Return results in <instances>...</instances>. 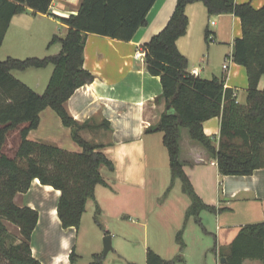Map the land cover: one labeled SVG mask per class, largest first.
<instances>
[{"label":"trees","instance_id":"obj_1","mask_svg":"<svg viewBox=\"0 0 264 264\" xmlns=\"http://www.w3.org/2000/svg\"><path fill=\"white\" fill-rule=\"evenodd\" d=\"M53 0H0V47L12 18L27 8L35 12H50ZM156 0H81L77 14L59 17L69 28L64 37L54 35L49 46L60 42L61 50L55 55L18 59L8 57L0 61V254L8 264H42L32 252V234L39 219L37 210L18 206L14 198L27 192L34 179L52 185L61 191L58 215L64 227L81 225L89 199H96V186L108 185L101 168L114 169L113 162L98 149L100 144L84 139L79 131L87 126L80 124L68 112L66 101L85 84L94 81V74L84 66L85 46L90 33L130 41L141 26ZM203 2L211 15L234 13L242 22V36L234 43L233 59L246 68L249 77L246 104L238 102L233 89L225 87L219 77L204 79L188 70L189 60L181 53L177 40L187 33L188 4ZM209 31H206V38ZM148 71L161 79L163 93L156 99L171 105L163 112L157 125L147 131L163 132L172 171L171 184L177 179L191 199L183 228L177 240L185 247L183 233L190 217L204 229L201 213L204 210H221L205 203L196 192L181 160V131L187 128L191 137L200 142L217 159L223 175H250L264 167V89L259 82L264 75V5L236 0H177L175 9L162 31L155 34L144 46ZM53 65L49 83L43 93L12 74V70ZM51 107L66 126L72 128L74 140L81 146L73 151L59 145L28 138L29 132L40 124V113ZM221 116L218 148L204 129V122ZM19 130L21 142L15 156L3 151L8 136ZM96 222L104 228L98 214ZM5 220L18 226L22 236L19 243H8L12 236ZM106 234L109 231L105 230ZM247 258L260 259L264 264V221L242 226L224 264H242ZM75 249L70 254L76 264ZM90 264H105L103 254H94ZM147 264H173L154 250L147 251Z\"/></svg>","mask_w":264,"mask_h":264},{"label":"crops","instance_id":"obj_2","mask_svg":"<svg viewBox=\"0 0 264 264\" xmlns=\"http://www.w3.org/2000/svg\"><path fill=\"white\" fill-rule=\"evenodd\" d=\"M176 2L177 0H156L148 13L147 24L141 26L130 41L94 33L88 35L84 66L94 74L95 79L78 88L65 105L76 121L87 124L85 128L80 129V135L88 141L100 144L101 148L98 150L113 162L114 169L107 166L101 168V174L108 185L96 186V199L87 201L79 228L62 225L58 215L61 191L52 185L43 184L36 178L27 192H20L15 196L14 201L18 206H29L39 213L31 247L33 255L42 264H71L70 254L73 249L77 254L76 264H90L94 254H103L105 230L109 233L111 231L104 220L100 219L104 228L96 220L95 224L86 222L89 221V207L96 201L103 214V200L119 202L122 199L121 189L131 194L125 203L129 202L124 206L136 209L142 207L143 203V200L138 198L141 194L137 191L141 193L148 190L151 181L150 190L157 198L156 205L167 208L168 204H171V212L179 214L178 222L183 211L186 219L191 199L184 193L183 186L182 192L188 199L177 194L180 179L176 180L173 189L166 194L172 179L170 158L168 156L167 160L166 156V160H160L157 157L161 152L166 155L165 150L161 149L163 132L147 131L151 126L158 124L167 109L163 100L156 101L163 93L161 79L148 71L145 59L136 57V52L144 48L145 44L167 25ZM236 2L251 3L256 8L264 5V0ZM80 4L81 0H53L50 12L54 15L35 12L31 8L15 15L6 31L0 51L12 39L14 44L10 46L8 57H20L21 53L26 52L22 34L30 31L42 35L43 46L47 44L48 55L59 53L61 43L49 46V42L54 35L64 37L69 27L55 15L69 17L77 14ZM186 12L189 17L188 30L177 40V46L189 60L188 70L197 69L198 76L204 79L215 76L221 78L225 87L233 89L238 102L246 104L249 77L246 68L232 56L235 40L242 36L240 17L234 13L211 15L203 2L188 4ZM43 21L47 23L46 26ZM206 31H209L208 38ZM228 60V68L225 69L224 64ZM49 66L44 68L49 69ZM51 66L43 84V91L54 69V66ZM22 81L34 88L29 82ZM259 88L264 89V75L260 79ZM36 91L39 92L37 89ZM221 122V116L204 122L205 132L211 136L217 148ZM184 129L187 128H182L180 139L183 168L202 200L217 209L222 208L215 212L204 211L215 214L220 223L215 233V252L220 258L219 264H224L222 259H226L230 254L231 244L242 226L264 221V167L256 169L250 175H223L219 171L217 159L191 137L188 129L185 134ZM28 138L53 143L68 150L82 149L72 136V128L66 126L51 107L41 111L40 124L29 132ZM150 152L153 156L149 155ZM149 169L152 171L151 179L148 177ZM162 195V202H158ZM227 213L239 215L238 223L231 221L232 217H226ZM118 216L121 218L129 215L126 211L119 210ZM84 243H87L85 250L82 249ZM114 253L116 258L126 259L119 249L114 250ZM104 263L109 264L105 256ZM242 264L263 262L260 259L247 258Z\"/></svg>","mask_w":264,"mask_h":264},{"label":"rangeland","instance_id":"obj_3","mask_svg":"<svg viewBox=\"0 0 264 264\" xmlns=\"http://www.w3.org/2000/svg\"><path fill=\"white\" fill-rule=\"evenodd\" d=\"M43 24L46 26L47 23L43 21ZM22 38L25 41L26 52L22 54L21 51V56L17 57L18 59H26L34 56L45 57L48 55L46 49L47 44L46 46H43L44 38L42 35L30 33L29 31L24 32L22 34ZM11 44H14L12 39L8 41L7 44H5V48L0 51V61L6 60L9 56L8 53L10 51V46H12ZM51 68V65L49 66V69L44 67H30L22 71L14 70L12 71V74H14V76L18 79L29 82L34 88L39 90V93H43L45 91H43V84L46 81L47 74L50 72L48 70H51ZM184 132L187 134V129H184ZM20 142V132L19 130H16L8 136L3 151L10 156H15ZM161 146V149L163 148V151L165 150L166 155L164 156L161 152L157 155V157L160 160H166L167 156L168 160V149L163 142L161 143ZM149 155L153 156V153L150 152ZM170 175L172 176L171 169ZM148 177L149 179L152 178L151 169L148 170ZM170 184L171 183L169 182V185ZM181 186H183V183L180 179L178 180V189L176 192L179 196L187 198V196L182 192ZM148 187L149 189L145 192L143 191L140 193V191H137L138 194H141L138 198H141L143 203L142 207H137L136 209H130L127 205L124 206L129 202L125 203L131 194L129 195V193L123 189L120 191L122 194V199L119 200L120 203L103 200L105 211L103 214L100 212L98 216L101 221L104 220V222L108 225L107 227L111 231L109 234L112 235L113 244V250L105 256L107 257L108 263L147 264V251L151 249L160 254L164 259L173 261V264H219L220 258L215 252V233L220 223L217 221L215 214L208 211H203L201 213L205 229L196 222L195 218H191L183 233L186 247L181 249L177 240V235L184 226L185 212H182L180 215L181 220L178 222L177 219L179 214L171 212V204H168L167 208L156 205L157 198L154 197V192L152 193L150 190L151 181L149 182ZM163 198L164 195L161 196V199H158V202H162ZM97 206L98 203L96 201L90 205L88 211L89 221L86 220L88 224H95L94 221L97 216ZM119 210L122 212L126 211L129 216H123L120 218L118 216ZM225 216L232 217L233 219L231 221H236L237 223L239 221V219H237L239 218V215L227 213ZM5 224L12 234V236L8 239V243H19L22 240L19 227L6 220ZM106 235L103 236V244L104 237ZM83 246L84 248L82 249H87V243H84ZM116 249H119L125 255L126 259L116 258L114 253V250ZM114 257L116 259H114ZM0 264H8V260L2 254H0Z\"/></svg>","mask_w":264,"mask_h":264},{"label":"water","instance_id":"obj_4","mask_svg":"<svg viewBox=\"0 0 264 264\" xmlns=\"http://www.w3.org/2000/svg\"><path fill=\"white\" fill-rule=\"evenodd\" d=\"M170 108H171V105H168L167 106V110H169ZM112 249H113L112 235L111 234H107L104 237V253H103V255L106 256ZM222 262L225 263L226 259L223 258Z\"/></svg>","mask_w":264,"mask_h":264},{"label":"built area","instance_id":"obj_5","mask_svg":"<svg viewBox=\"0 0 264 264\" xmlns=\"http://www.w3.org/2000/svg\"><path fill=\"white\" fill-rule=\"evenodd\" d=\"M136 57L140 58V59H145L146 57V50L144 48L138 50L136 52ZM228 64H229V60L224 64V68L227 69L228 68ZM190 73L194 76H198L199 72L197 69H193L190 71Z\"/></svg>","mask_w":264,"mask_h":264}]
</instances>
